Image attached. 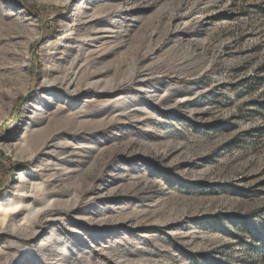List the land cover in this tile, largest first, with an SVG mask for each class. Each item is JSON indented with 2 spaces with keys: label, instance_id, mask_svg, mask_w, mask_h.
Instances as JSON below:
<instances>
[{
  "label": "rangeland",
  "instance_id": "rangeland-1",
  "mask_svg": "<svg viewBox=\"0 0 264 264\" xmlns=\"http://www.w3.org/2000/svg\"><path fill=\"white\" fill-rule=\"evenodd\" d=\"M21 170L59 210L0 264H264V0H0V199Z\"/></svg>",
  "mask_w": 264,
  "mask_h": 264
},
{
  "label": "bare ground",
  "instance_id": "bare-ground-1",
  "mask_svg": "<svg viewBox=\"0 0 264 264\" xmlns=\"http://www.w3.org/2000/svg\"><path fill=\"white\" fill-rule=\"evenodd\" d=\"M91 57H94V56L92 55ZM51 69H53V68L51 67L50 70ZM46 70H48V69H46ZM105 71H106V69L95 68L94 70H91L87 73V77L85 79H82L83 77L81 79L77 78V75H75V72H73V71H67V73L64 74L63 76H61L60 78H55L53 80L43 82L41 84V87L46 88V89H50V90H52V89L59 90V89H62L63 86H65V84H66V86H65L66 88L72 84V85H74V89L72 90L71 95H76L77 93L82 92L85 87H89V89L92 88V86H94L95 82H92V81L89 82L87 80L89 78L96 77L101 72H105ZM69 73H70V75H72V74L74 75L73 79H71L72 76L67 77L69 75ZM83 81H84V83H82ZM57 132L50 134L49 136H47L46 139H43L41 141V143L39 145H37L39 147L31 150V153H32V151H34L33 154H35V152H37L39 148H40L39 150L44 148L51 141V139L54 137V135ZM29 142H31V141H29ZM33 147H35V146H33ZM61 147H66V146H61ZM66 174H68V173H66ZM26 183H27L26 176L24 175L23 171L21 170V171H19V174L17 176V184L14 186V189L11 192V196H9L8 198L0 199V235H2V234H13L12 233L13 231H12V229H10V226L14 225V222L16 221L15 218H16L17 214H19L25 208H27L28 214H26L22 218L23 223H27L28 221H31V220H33V221L36 220L37 216H39L40 213H43L45 211L49 210V212H50V211L59 210V208L53 206L54 203L53 204L51 203V205L48 204L46 206L40 205V207L35 208V204L37 203L38 200L41 199V198L39 199V197H37V195L35 194V189L37 188V185L34 184V185H32V187H27ZM27 190L29 192H27ZM43 193L46 195L49 192H48V190L47 191L45 190V192H43ZM28 197L32 198L31 204H34L31 207L29 204L28 205L23 204L24 200ZM50 216H51V214H50ZM48 220H54V218L48 217V218H46V221H48ZM33 234H34V231H32L30 234H28L25 237L31 238ZM50 244H52V243L46 239L43 241H40L38 243L36 249L38 250L39 254H37L38 256L36 257V259L31 260V264H47L51 261L50 260L51 255L48 253L47 254L44 253L45 250L50 248L49 247ZM133 246H135L137 250L142 251L143 255H146V251L144 250L143 246H140V245H133ZM105 253H106V250H103V249H100V251L98 252V254H102V255H105ZM54 256H55V254H54ZM39 257H41V258L39 259ZM22 258H25V255ZM146 259H148V258L140 259L141 262H139L138 264H145L144 261ZM63 262L64 261H62L61 264H64ZM88 264H91V263H88ZM124 264H131V262L126 261ZM153 264H159V263L153 262Z\"/></svg>",
  "mask_w": 264,
  "mask_h": 264
}]
</instances>
